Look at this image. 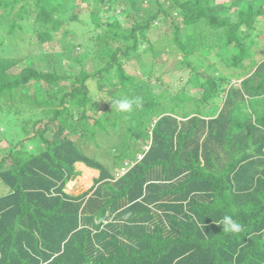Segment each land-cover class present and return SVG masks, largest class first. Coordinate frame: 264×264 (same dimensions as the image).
I'll use <instances>...</instances> for the list:
<instances>
[{"label":"trees","instance_id":"16d2710c","mask_svg":"<svg viewBox=\"0 0 264 264\" xmlns=\"http://www.w3.org/2000/svg\"><path fill=\"white\" fill-rule=\"evenodd\" d=\"M75 7L76 0H0V26L14 34L32 20L45 44L80 18L69 14ZM89 13L95 30H102L91 38L100 43L98 67H82L71 82L54 66L39 70L0 56V110L7 105L12 111L19 97L31 108L44 107L48 117L44 129L43 119L22 127L24 140L39 139L45 149L30 157L14 150L12 164L0 173L9 189L0 196V264H264V59L250 62L255 40L243 37L264 18V0L229 6L217 0H94ZM167 20L170 41L181 54L179 67L191 71L187 83L201 90L198 97L185 84L176 93L156 91L146 81L151 72L138 79L123 66L141 47L155 53L153 27ZM200 24L214 30L215 41L196 31ZM199 56H212L207 68L217 72L198 73L193 60ZM230 73L239 77L228 82ZM32 81L45 90L21 92ZM94 81L101 93L113 88L98 117L89 114ZM52 88L56 92L45 94ZM212 96L223 97V104L214 105ZM123 99L133 101L130 112L118 110L116 101ZM190 103L204 110L191 113ZM74 121L92 141L114 139L119 159L136 152L133 141L143 140L148 148L115 179L69 138ZM233 141L245 145V159L221 174L214 160L223 153L227 161ZM209 151L214 157L205 155ZM81 159L101 175L90 193L76 197L64 188ZM225 215L243 231L223 232L219 222Z\"/></svg>","mask_w":264,"mask_h":264},{"label":"rangeland","instance_id":"374dc122","mask_svg":"<svg viewBox=\"0 0 264 264\" xmlns=\"http://www.w3.org/2000/svg\"><path fill=\"white\" fill-rule=\"evenodd\" d=\"M233 1L234 0H217V2H223L227 6ZM248 4V1H246L241 4L240 7ZM93 6L94 0H90V3L76 0L75 9L70 10L69 14H79L80 18L77 21L71 22L69 27L66 25L55 32L53 41L45 44L40 43V39L38 38V33L42 31V29H40L41 26L38 23H34L32 20L24 21L22 26L24 29L16 30L14 34H9L7 25L0 26V56L23 59V67L33 66L39 70H47L54 66L60 74L66 73L70 77L69 82L72 81L73 76L78 73L82 67L88 70H94L98 67V63L94 61V58L99 54L100 43L95 39L91 40V38H96L95 36L101 34L102 30L96 31L93 24L89 21V12L93 9ZM151 7L153 8L152 5ZM173 14L175 20L179 22L182 18L180 10H175ZM258 18L260 22L256 25L257 28L252 31L248 30L243 34L244 38L251 35L255 40L256 46L253 47L254 57L250 62L254 60L260 62L264 59V52L263 54L261 53L264 50V18ZM123 20L128 21V18H124L123 16ZM157 23L158 24L154 25L152 32V43L155 47V53L152 55L145 47H141L135 57H131L130 60L124 59V68L138 79H146L144 73L151 72V76L146 81L156 91H163L166 89L169 93H176L185 84L190 94L196 97L200 96L201 93L197 92H201V90L192 89L193 87L187 83L191 71L185 66L179 67L181 54L175 51L176 48L170 41L173 32L171 21H158ZM196 31L203 33L209 43L215 41L213 39L214 30L205 27L203 24L198 25ZM121 44V42H112L113 46H119ZM65 48L67 50L66 52H64ZM214 60L212 56L208 61L202 56H199L193 60V65L198 68V73H204L205 70H208L207 67L209 63L214 62ZM104 61L105 58L102 59V65ZM247 62H249V60ZM100 65L101 64H99V66ZM18 69L19 67H16L14 71ZM217 70L218 69L213 68L212 70H208V72L214 74ZM227 75L228 78L226 81L228 82L232 80L235 81L237 77H239L237 73H230ZM237 82L232 83L236 84ZM38 89L45 90L44 85L32 81L20 90L27 94H33ZM91 89L95 96L89 114L98 117L104 112V106L107 100H109L107 91L113 90V88L107 86L105 92L101 93L97 90L94 81L91 83ZM49 92H56V88L48 89L45 94ZM231 96L235 98L234 92ZM212 99V103L215 105L219 98L212 96ZM223 101L224 98L222 97L217 104L222 105ZM191 105L192 106H188L191 113L196 110H204L200 106V103ZM8 108L9 106L4 105L3 110H0V173L12 164L11 153L14 150H22L25 157H30L40 154L45 149L43 142L39 139L33 141L24 140L25 133L22 131V127L25 124H27L28 129L31 127L29 119H32V121L43 119L41 128H45L48 117L43 114L44 107L34 106L31 108L27 101H22L17 97L12 104V111H9ZM170 109L172 111L174 107H170ZM207 114L213 113L208 112ZM55 124H58V122ZM74 125L75 131H68L70 134L69 138L75 143L83 157L93 159L96 161V164L99 162L100 165L113 174V178L115 179L127 172L129 168L133 166L134 162L140 159L139 153L148 148L143 140L133 141L132 144H134L133 146L136 152L129 158L119 159L117 155L119 154L120 148L113 147L114 139L109 137L100 138L99 136V138H96V141H92L88 137L82 135L84 132V128L81 126L82 124L74 121ZM45 137L50 140L54 138L52 133H46ZM230 144H234V151L228 155L226 154L228 157L227 161L223 153H220L219 158L214 160L216 163V170L221 174H230L231 172L227 171L226 168L238 166L241 160L245 159V145L238 141H233ZM226 150H231V147ZM210 154L211 152L209 151L205 155L207 157H214V155ZM234 173H236V171ZM100 175L101 170L95 167V165L88 164L84 159L76 160L74 172L66 183L64 191L76 197L82 194H88L92 187L96 185L95 180L98 179ZM8 190V187H6L0 177V196L8 194Z\"/></svg>","mask_w":264,"mask_h":264},{"label":"clouds","instance_id":"9594fccd","mask_svg":"<svg viewBox=\"0 0 264 264\" xmlns=\"http://www.w3.org/2000/svg\"><path fill=\"white\" fill-rule=\"evenodd\" d=\"M132 105L133 101L128 99L116 101L118 110L122 112H130ZM219 223L222 225L223 232L225 233L239 234L243 231L242 224L234 220L230 215H225Z\"/></svg>","mask_w":264,"mask_h":264},{"label":"water","instance_id":"95a60500","mask_svg":"<svg viewBox=\"0 0 264 264\" xmlns=\"http://www.w3.org/2000/svg\"><path fill=\"white\" fill-rule=\"evenodd\" d=\"M105 219H106V217H103V218L100 219V221H104Z\"/></svg>","mask_w":264,"mask_h":264}]
</instances>
